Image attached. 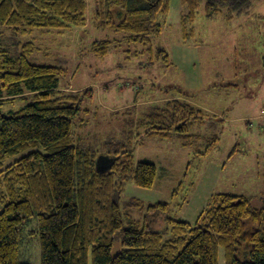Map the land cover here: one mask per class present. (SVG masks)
<instances>
[{
    "label": "trees",
    "instance_id": "1",
    "mask_svg": "<svg viewBox=\"0 0 264 264\" xmlns=\"http://www.w3.org/2000/svg\"><path fill=\"white\" fill-rule=\"evenodd\" d=\"M94 1L97 27L123 34L118 39L94 40L90 50L98 57H105L116 41L151 43L162 33L161 15L171 9L170 0ZM180 1L185 7L184 41L193 35L187 29L197 19L202 1L207 18L223 8L228 9L229 18L247 13L253 2ZM88 7V0H0V25L18 34L36 28L82 27L88 21ZM20 48L15 54L0 46V106L25 101L18 111H0V264H27L19 261V244L23 226L32 216L37 217L41 264H264V204L254 206L245 193H212L194 222L168 215L166 201H123L128 182L154 187L156 165L135 164L133 147L126 145L110 152L108 162V154L75 144L73 121L93 88L60 86L65 68L32 63L28 56L39 50L33 42ZM157 57L170 61L163 47ZM182 95L152 103L142 112L138 124L147 127L146 136L177 134L187 145L189 139L197 138L189 132L191 125L219 116ZM195 95L194 91L191 97ZM222 117L220 122L229 120L225 114ZM219 139L215 134L198 154L208 155ZM237 152L233 149L230 155ZM99 164L111 166L105 170ZM189 199L190 195L180 207ZM121 205L146 207L145 219H133L124 227L129 214L123 213ZM160 213L166 215L167 223L162 231L154 228ZM117 233L122 248L113 254Z\"/></svg>",
    "mask_w": 264,
    "mask_h": 264
},
{
    "label": "rangeland",
    "instance_id": "2",
    "mask_svg": "<svg viewBox=\"0 0 264 264\" xmlns=\"http://www.w3.org/2000/svg\"><path fill=\"white\" fill-rule=\"evenodd\" d=\"M88 21L85 26L61 29L36 28L29 34H18L0 25V46L20 53V45L33 42L39 50L28 56L35 64H47L65 68L60 86L93 88V95L83 103V110L74 118L72 135L74 143L89 147L99 154L114 153L126 145L133 149L134 162H153L157 167L155 185L148 189L141 186L143 196L159 199L170 205L168 215L180 218L179 203L189 197L194 183L209 161L225 163L222 183L229 182L230 191L243 192L252 198L254 206L264 204V0H253L247 13L232 14L223 8L211 18L204 15V1L199 7L197 19L189 25L193 32L189 41L199 44V68L205 79V88L197 90L199 100L224 111L230 118L220 122L208 118L201 125H191L189 132L197 138L184 139L174 134L170 138L146 136L147 127L138 124L142 111L120 109L112 111L109 106H123L129 101L149 97L156 98L172 88H181L182 77L169 62L157 57L163 47L170 56L174 42L185 40L181 18L185 7L180 0H170V12L161 15L162 33L151 43L141 44L116 41L105 57L95 56L91 45L97 39H118L123 34L112 29H101L93 20L95 1L88 0ZM176 82V83H173ZM232 83H236L232 85ZM177 86V87H176ZM165 91V92H164ZM201 98V99H200ZM25 101L5 103L0 111L9 114L18 111ZM138 112V113H137ZM227 119V118H226ZM188 132V133H189ZM220 137L217 145L205 157V151L214 135ZM200 135V136H199ZM184 140V141H183ZM234 153L228 158L232 150ZM229 160V161H228ZM109 168L105 166V170ZM262 172L259 180L258 173ZM260 181V183H259ZM132 182L124 185L122 200L129 201ZM142 200V197L137 196ZM146 200V199H143ZM155 202V201H150ZM145 204L148 203L144 202ZM123 204V203H122ZM122 206L125 214L124 227L133 219L143 221L146 207L139 209ZM159 216V217H158ZM154 228L165 230L166 215L160 213ZM19 261L41 264L37 217L27 219L21 233ZM122 248L121 235L117 233L112 253ZM223 251V249H221Z\"/></svg>",
    "mask_w": 264,
    "mask_h": 264
},
{
    "label": "crops",
    "instance_id": "3",
    "mask_svg": "<svg viewBox=\"0 0 264 264\" xmlns=\"http://www.w3.org/2000/svg\"><path fill=\"white\" fill-rule=\"evenodd\" d=\"M170 56L171 58V66L175 69L176 73L180 74L182 77L181 84L183 87L181 88H175L174 91L171 92H165L162 93L160 96L149 97L146 99H140L138 96L135 98V100L129 101L123 106H111L112 111H118L120 109H135L133 112H136L137 110L140 111V109L143 112L144 110L148 109V106H150L152 103L156 102H162L163 100L167 98H171L174 96L182 95L181 93H177V89H182L186 91L184 96L185 98H188L190 101L194 102L196 105L206 109L207 111L214 113V114H224V111L216 110L214 109L210 103L203 104L200 100L198 95L192 96L191 94L197 90H204L205 88V79L204 76L199 68L198 61H199V44L188 41H182V42H174L171 44L170 47ZM176 83V82H173ZM197 93V92H196ZM201 99V98H200ZM138 113V112H137ZM230 119V118H228ZM229 122V121H228ZM241 153H244L240 151ZM108 162H110L111 158L108 156L106 157ZM228 158H231V155L228 156ZM229 161V160H228ZM109 164H104L99 166L103 169H105V166H108ZM111 164L109 165V167ZM225 171V163H218L216 161H209L203 171L201 172V175L197 179V182L194 183L193 191L190 195L189 202L187 205L180 211V218L189 222H194L198 215L203 210L208 198L210 195L214 192H226L230 191L229 189V182H231L233 179L232 177H228V180L222 183V174ZM262 172L258 173L259 180L261 179ZM260 183V181H259ZM132 192L127 193L129 197L131 198H138L137 196L142 197L143 202L153 203L150 201H160L159 199V193L157 192V195L152 198L148 199L145 196H143V191L140 189V187H137L138 185H131ZM236 192V191H234ZM243 193V192H239ZM140 199V198H138ZM146 199V200H143Z\"/></svg>",
    "mask_w": 264,
    "mask_h": 264
}]
</instances>
